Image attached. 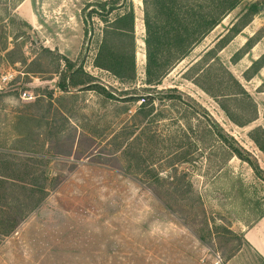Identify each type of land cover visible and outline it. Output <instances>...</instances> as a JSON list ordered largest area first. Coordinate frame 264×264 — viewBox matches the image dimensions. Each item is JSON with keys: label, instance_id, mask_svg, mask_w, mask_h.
Wrapping results in <instances>:
<instances>
[{"label": "rangeland", "instance_id": "obj_1", "mask_svg": "<svg viewBox=\"0 0 264 264\" xmlns=\"http://www.w3.org/2000/svg\"><path fill=\"white\" fill-rule=\"evenodd\" d=\"M129 5L136 39L132 86L91 67L106 25L99 15L110 21ZM110 6L115 10L109 13ZM242 7L157 91L145 93L141 0H0V75L14 74L0 88V159L11 164H0V175L18 181L42 170L48 175L39 207L27 216L22 212L13 233L0 237V264H264L263 252L246 244L249 234L264 236V182L255 172L256 166L264 172V153L249 135L264 131V92L258 89L264 66L249 81L243 78L264 55V9L218 53L224 68L207 61L186 74H207L212 83L227 68L255 103V121L232 124L214 100L182 77L207 50L217 51L215 44ZM30 10L34 22L28 20ZM252 36L257 43L233 63ZM72 72L95 90L61 91ZM22 91L34 100H21ZM133 92L152 95L149 114L139 101L128 100ZM233 114L248 119L246 113ZM221 138L237 143L242 159ZM156 194L169 196L173 210ZM13 196L23 211L29 209L25 193Z\"/></svg>", "mask_w": 264, "mask_h": 264}, {"label": "trees", "instance_id": "obj_2", "mask_svg": "<svg viewBox=\"0 0 264 264\" xmlns=\"http://www.w3.org/2000/svg\"><path fill=\"white\" fill-rule=\"evenodd\" d=\"M141 4L144 31L141 40L144 54V87L142 91L145 93L157 91L156 89L159 88L163 79L201 44L210 32L219 26L236 8L243 6L241 12L226 29L225 34L219 37L215 44V47L218 46L217 51L214 48L207 50L197 61L190 63L182 77L185 80L192 81L205 95L214 100L232 124L244 127L255 121V103L227 68L223 70L226 77L223 75V78L221 77L212 83H210L207 74H195V77L189 78L186 77V74L199 67L200 64H206L207 61L219 63L218 53L251 23L257 13L264 9V2L259 4L258 2L248 3L246 0H141ZM123 7L124 5H119V8ZM107 10L110 13L115 8L110 6ZM105 16L107 15L105 14ZM105 16L102 12L99 15L106 25L92 61V66L112 76L119 84L132 86L136 77L135 16L132 5H129L126 11L116 15L110 21ZM256 43L254 36L250 37L242 48L232 56V62H238ZM219 66L220 69L224 68L223 64ZM263 66L264 55L251 63L243 73V78L249 81L258 74ZM75 75V72L69 73L67 85H59V89L64 92H72L82 86L87 88L85 90H95L93 87L89 88L91 85L90 80L81 83L78 82L79 79L74 78ZM86 79H92V77L86 76ZM261 88L264 92V81L258 87V89ZM104 89L103 86H99V90L103 93L105 92ZM175 90L167 89L169 93L175 92ZM238 97L246 100V103L239 100ZM129 98L130 101L142 100L139 109L142 111L147 110L145 115L152 111V95L146 94L144 96L133 92ZM228 102L237 105L235 110L246 113L248 119L235 118L233 114L235 110L231 111L229 109ZM249 135H253L251 140L264 153V131L256 128ZM224 138L229 137L225 134ZM230 140L234 143V147L228 145L221 138L227 151L232 156L242 159L240 155L241 147L232 139ZM27 151L31 150L27 149ZM2 163L3 165H11L4 160L3 156L0 159V164ZM26 168L30 169V167ZM255 172L256 176L264 182V172L260 171L257 166ZM29 175L32 176L28 181H18L12 177L0 175V192L2 191L3 194L0 198V237H7L13 233L22 220L18 218L22 212L27 216L42 203L46 194L47 172L42 170ZM18 190L26 194L27 202L25 206L29 208L27 211H23L19 198L13 196V193ZM154 196L166 209L173 210L174 205L171 203L169 196H166L167 198L158 194ZM246 244L248 243L246 242Z\"/></svg>", "mask_w": 264, "mask_h": 264}, {"label": "crops", "instance_id": "obj_3", "mask_svg": "<svg viewBox=\"0 0 264 264\" xmlns=\"http://www.w3.org/2000/svg\"><path fill=\"white\" fill-rule=\"evenodd\" d=\"M19 8H20V7H19ZM26 8L28 9V7H26ZM28 20H29V22H34V21H35V16H34L33 12H31V10H30V12H29ZM29 24H31V23H29ZM41 28H43V27H41ZM55 36L59 37L60 34H57V35H55ZM91 67H93V66H92V62H91ZM94 69H96V68H94ZM259 224H260V226H261L262 224H264V217H263L262 220L259 222ZM255 228H256V226H255ZM249 231H250V230H249ZM251 233H252V232H251ZM262 238H264L263 235H261V238H260V239H257L255 236H254V238H253V237H251L250 234H249V240L247 241V243H248V245H250L252 248H254V249L258 250V251H261V252H263V254H264V241H262Z\"/></svg>", "mask_w": 264, "mask_h": 264}, {"label": "built area", "instance_id": "obj_4", "mask_svg": "<svg viewBox=\"0 0 264 264\" xmlns=\"http://www.w3.org/2000/svg\"><path fill=\"white\" fill-rule=\"evenodd\" d=\"M14 80V74L12 73H6L3 75H0V88L5 87L7 85H9L12 81ZM19 98L23 101H32L34 100L33 95L28 92V91H22L19 93ZM142 100L139 101V103H141Z\"/></svg>", "mask_w": 264, "mask_h": 264}, {"label": "water", "instance_id": "obj_5", "mask_svg": "<svg viewBox=\"0 0 264 264\" xmlns=\"http://www.w3.org/2000/svg\"><path fill=\"white\" fill-rule=\"evenodd\" d=\"M90 31L88 32V39H87V42H88V40H89V38H90ZM86 48H87V45L85 46Z\"/></svg>", "mask_w": 264, "mask_h": 264}]
</instances>
